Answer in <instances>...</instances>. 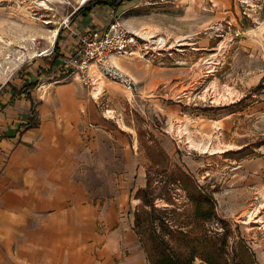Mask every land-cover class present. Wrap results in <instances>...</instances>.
<instances>
[{
  "label": "rangeland",
  "instance_id": "rangeland-1",
  "mask_svg": "<svg viewBox=\"0 0 264 264\" xmlns=\"http://www.w3.org/2000/svg\"><path fill=\"white\" fill-rule=\"evenodd\" d=\"M83 1L0 0V96L30 83L35 96L47 95L43 84L58 79L57 65L50 67L55 30L60 43L78 39L82 20L71 16ZM109 11L97 30L119 20L139 35L120 65L142 92L129 99L103 78L102 92L90 94L95 121L107 124L85 160L86 195L124 196L119 207L131 224L149 170L157 182L185 172L212 191L226 224L207 227L217 239L228 233L234 264H264V0H133ZM175 187L174 221H190V200Z\"/></svg>",
  "mask_w": 264,
  "mask_h": 264
},
{
  "label": "crops",
  "instance_id": "crops-1",
  "mask_svg": "<svg viewBox=\"0 0 264 264\" xmlns=\"http://www.w3.org/2000/svg\"><path fill=\"white\" fill-rule=\"evenodd\" d=\"M109 12L96 8L77 29L97 30ZM76 43L63 40L61 55ZM60 63L47 95L25 86L0 96V264H150L132 215L124 222V196L86 195L85 160L107 121H95L93 90Z\"/></svg>",
  "mask_w": 264,
  "mask_h": 264
},
{
  "label": "trees",
  "instance_id": "trees-1",
  "mask_svg": "<svg viewBox=\"0 0 264 264\" xmlns=\"http://www.w3.org/2000/svg\"><path fill=\"white\" fill-rule=\"evenodd\" d=\"M133 0H89L84 6L79 7L71 16L81 17L88 21L90 14L96 8H106L116 12L124 2ZM61 30L54 44V65H59ZM35 83H30L29 88ZM258 88H264V78ZM31 126V125H30ZM149 170L147 175V186L140 188L137 199L142 205L134 213V233L144 250L150 264H230L235 263V257H228L225 250V242L228 233L218 237V233L208 229L207 225L214 219L219 223L226 224L216 214V202L212 191L198 184L190 174L177 173L175 170L161 174L158 182ZM172 185L173 187H171ZM175 185L186 193L193 207L190 221L184 217L186 222H175L174 215L177 208L169 207L175 205L172 191ZM160 191V192H158ZM164 200L168 206L158 207L156 200ZM217 222V223H218ZM197 225V226H196ZM199 227V231L194 227ZM222 238V239H221ZM248 250V248H247ZM238 264H244L240 261Z\"/></svg>",
  "mask_w": 264,
  "mask_h": 264
},
{
  "label": "built area",
  "instance_id": "built-area-1",
  "mask_svg": "<svg viewBox=\"0 0 264 264\" xmlns=\"http://www.w3.org/2000/svg\"><path fill=\"white\" fill-rule=\"evenodd\" d=\"M138 42V33L119 20L100 30L80 32L75 48L61 57L60 69L90 90L94 91L97 82L105 78L118 83L129 99L141 96L140 81L114 60V57L132 56Z\"/></svg>",
  "mask_w": 264,
  "mask_h": 264
},
{
  "label": "bare ground",
  "instance_id": "bare-ground-1",
  "mask_svg": "<svg viewBox=\"0 0 264 264\" xmlns=\"http://www.w3.org/2000/svg\"><path fill=\"white\" fill-rule=\"evenodd\" d=\"M82 2L84 3L83 0H82ZM58 32H59V29H56V30H55V34H54V38H53L52 43H54L55 38L57 37ZM46 51H47V50H46ZM47 52H48V51H47ZM43 54H44V53H43ZM102 80H103V79H100V80L97 82L96 88H95V90L93 91V93L100 94V93L102 92V90H103V86L100 84V83L103 82ZM192 144H193V143H192ZM213 150H214V148L212 149V151H213Z\"/></svg>",
  "mask_w": 264,
  "mask_h": 264
}]
</instances>
